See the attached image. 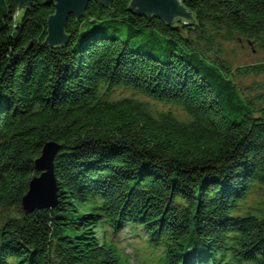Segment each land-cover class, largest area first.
Instances as JSON below:
<instances>
[{
	"label": "trees",
	"instance_id": "1",
	"mask_svg": "<svg viewBox=\"0 0 264 264\" xmlns=\"http://www.w3.org/2000/svg\"><path fill=\"white\" fill-rule=\"evenodd\" d=\"M43 1L0 0V264H130L104 223L141 229L158 264H264V83L237 81L264 64L221 58L264 52V0H180V30L90 0L58 46ZM48 142L57 203L25 214Z\"/></svg>",
	"mask_w": 264,
	"mask_h": 264
},
{
	"label": "water",
	"instance_id": "2",
	"mask_svg": "<svg viewBox=\"0 0 264 264\" xmlns=\"http://www.w3.org/2000/svg\"><path fill=\"white\" fill-rule=\"evenodd\" d=\"M90 0H44L43 3H53L55 11L48 16L47 37L44 39L49 46H58L68 41L64 34V23L68 15L78 18L82 15ZM107 6L111 0H97ZM31 0H15V11L18 6L27 8ZM128 8L135 9L137 13L156 15L169 25L180 30L179 22L191 21L192 14L185 9L180 0H131ZM193 21V20H192ZM178 22V23H177ZM60 147L54 142L44 144L40 156L34 161V169L39 174L31 179L26 194L21 199V210L29 214L34 210L52 209L57 203L56 179L53 162Z\"/></svg>",
	"mask_w": 264,
	"mask_h": 264
},
{
	"label": "rangeland",
	"instance_id": "3",
	"mask_svg": "<svg viewBox=\"0 0 264 264\" xmlns=\"http://www.w3.org/2000/svg\"><path fill=\"white\" fill-rule=\"evenodd\" d=\"M221 58L227 61L232 68L264 64V52L246 44L231 43L224 45ZM237 81L241 84L243 93L247 95L249 93L247 87L264 83V73L257 76L250 74L249 76L239 78ZM114 95L116 97H124L133 94L130 91L117 90ZM252 95H256V92L252 93ZM141 98L147 100L144 97ZM155 106L160 110L168 109L167 106L158 103ZM97 236L100 243L104 239L116 243L118 248L120 247L127 255L130 264L159 263L158 258L162 253L156 251L153 245L150 244L148 235L139 228L135 229L132 225H128L127 228L114 234L112 228L107 223H104L97 229Z\"/></svg>",
	"mask_w": 264,
	"mask_h": 264
}]
</instances>
